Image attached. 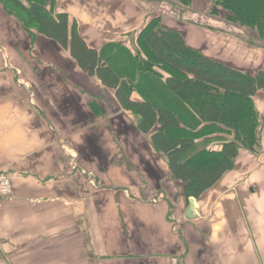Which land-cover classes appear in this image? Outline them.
I'll return each mask as SVG.
<instances>
[{
	"label": "crops",
	"instance_id": "0c3cea01",
	"mask_svg": "<svg viewBox=\"0 0 264 264\" xmlns=\"http://www.w3.org/2000/svg\"><path fill=\"white\" fill-rule=\"evenodd\" d=\"M209 3L193 0L194 13L207 18ZM52 7L98 51L132 47L159 15L142 0ZM164 25L215 61L264 71V41L253 32L219 19L193 25L166 17ZM254 103L263 123L259 153L242 150L234 169L195 199L190 220L183 184L114 90L0 5V170L13 185L0 216V264H264V91Z\"/></svg>",
	"mask_w": 264,
	"mask_h": 264
},
{
	"label": "trees",
	"instance_id": "16d2710c",
	"mask_svg": "<svg viewBox=\"0 0 264 264\" xmlns=\"http://www.w3.org/2000/svg\"><path fill=\"white\" fill-rule=\"evenodd\" d=\"M209 1L227 12L228 23L264 41V0ZM54 2L0 0V5L27 32L57 42L83 71L114 90L138 131L167 158L188 201L232 171L242 150L259 153L263 123L254 97L264 91V71L241 72L203 55L166 28L162 16L141 30L132 47L115 42L98 51L87 45L68 14L53 12ZM216 142L222 149H209Z\"/></svg>",
	"mask_w": 264,
	"mask_h": 264
},
{
	"label": "rangeland",
	"instance_id": "374dc122",
	"mask_svg": "<svg viewBox=\"0 0 264 264\" xmlns=\"http://www.w3.org/2000/svg\"><path fill=\"white\" fill-rule=\"evenodd\" d=\"M142 1L150 5L151 11L156 12L157 14L159 12V15L157 17L162 16L163 25H164V18L166 17H170V18L175 17L176 20H181L183 23L193 24V25H198V21L200 20H203V22L206 23L207 21L210 22V20L212 19H219L220 21L226 22V24L228 23L227 12L217 7L209 0L208 1L210 2L209 4L212 5V9H209L210 11L208 12L207 18L204 16L196 15V13H194V9H193L194 7L192 4L193 0L190 5H185L178 0H142ZM213 11H215V13H213ZM236 26H239V25H236ZM239 28L241 30L242 27L239 26ZM242 29L256 34L254 31L250 29H247V28H242ZM241 31L244 32L243 30ZM247 38H250V37L248 36ZM250 40L253 41L255 39L250 38Z\"/></svg>",
	"mask_w": 264,
	"mask_h": 264
},
{
	"label": "built area",
	"instance_id": "2783aa9c",
	"mask_svg": "<svg viewBox=\"0 0 264 264\" xmlns=\"http://www.w3.org/2000/svg\"><path fill=\"white\" fill-rule=\"evenodd\" d=\"M12 192H13V185L10 174L0 170V216L4 202L12 195ZM1 235H2V228L0 221V248H1V240H2Z\"/></svg>",
	"mask_w": 264,
	"mask_h": 264
},
{
	"label": "water",
	"instance_id": "95a60500",
	"mask_svg": "<svg viewBox=\"0 0 264 264\" xmlns=\"http://www.w3.org/2000/svg\"><path fill=\"white\" fill-rule=\"evenodd\" d=\"M186 217L190 220L196 219V211H195V199H190V207L186 212Z\"/></svg>",
	"mask_w": 264,
	"mask_h": 264
}]
</instances>
